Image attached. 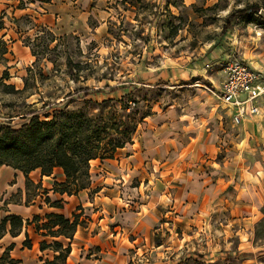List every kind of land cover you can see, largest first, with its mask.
Masks as SVG:
<instances>
[{"label":"rangeland","instance_id":"rangeland-1","mask_svg":"<svg viewBox=\"0 0 264 264\" xmlns=\"http://www.w3.org/2000/svg\"><path fill=\"white\" fill-rule=\"evenodd\" d=\"M19 1L11 3L33 4L40 15L51 0ZM71 8L81 14L75 24L69 18L53 24L52 17L49 24L35 23L7 9L0 22V53L6 48L0 56V79L6 76L0 80V124L18 129L33 111L46 122L57 106H65L63 113L98 115L110 135L100 155L110 138L122 139L124 146L136 140L147 129L146 119L175 99L207 92L212 84L195 78V65L221 77L231 58L242 60V49L264 50V0H79ZM183 72L190 77L180 80ZM86 90L90 95L84 99ZM214 103L220 105L215 98ZM242 158V168L236 163L208 168L206 173L227 187L215 208L195 219V228L183 230L163 220L150 241L134 246L129 260L117 264H235L244 233L255 252L264 254V152ZM254 158L263 165L259 174L251 171ZM93 254L97 264H115L101 261L93 248L86 258Z\"/></svg>","mask_w":264,"mask_h":264},{"label":"crops","instance_id":"crops-1","mask_svg":"<svg viewBox=\"0 0 264 264\" xmlns=\"http://www.w3.org/2000/svg\"><path fill=\"white\" fill-rule=\"evenodd\" d=\"M11 1L0 0L1 22L5 21L9 8L23 12L20 19L32 18L35 23L49 24L52 17L53 24L60 18H69L75 24L81 18L80 11L71 8L79 0H51L45 4L47 11L40 15V8L33 4L13 6ZM28 6L34 8L30 11ZM7 32L8 29L4 34ZM242 61L264 76V50L254 53L242 49ZM193 69L195 78H207L212 87L202 94L196 92L175 99L163 112L148 117L146 131L118 149L113 159L91 161L89 189L75 196L60 195L53 192L55 184L64 182L60 169L50 176H41L38 169L25 176L11 167L1 166L0 224L5 218L16 216L22 227L12 236L6 223L5 231L0 234V257L6 252L12 264H45L58 254L51 246L59 243L62 248L70 247L65 264L99 263L95 254L86 258L92 248L99 251L101 261L117 264L129 260L128 252L134 246L150 241L154 229L164 224L163 220H171L172 225L183 230L195 228V219L213 210L227 187L224 180H213L214 173H206L208 168L209 171L214 166L223 169L232 163L242 168L246 163L243 153L252 157L257 149L264 152V98L255 102L259 106L258 115L233 125L234 110L215 104V97L209 94L218 90L224 74L221 77L220 73L207 74L197 65ZM188 77L189 72L179 76L180 80ZM262 166L260 159L254 158L252 173L259 174ZM46 198L61 208L46 203ZM51 214L69 221L78 215L79 224L71 240L51 237L42 229ZM244 235L243 251L235 264H264V254L255 252L250 234ZM26 239L28 246L24 245Z\"/></svg>","mask_w":264,"mask_h":264},{"label":"trees","instance_id":"trees-1","mask_svg":"<svg viewBox=\"0 0 264 264\" xmlns=\"http://www.w3.org/2000/svg\"><path fill=\"white\" fill-rule=\"evenodd\" d=\"M240 14L244 12L241 11ZM5 53L4 47L0 56ZM2 79H6V76L1 77L0 80ZM4 87L14 90L11 85H4ZM89 95L90 92L86 90L83 98ZM107 102L110 100L102 103ZM63 108L60 110L58 106L54 107L53 117L46 122H40L36 116L37 112L33 111L28 114L29 122L18 129L0 124V167H11L25 176L37 169L40 170L41 176H50L55 169H60L64 182L55 184L53 192L75 196L90 187V162L113 159L117 150L124 147V141L120 138L108 139L106 145L109 148L105 151V155H100L101 143L110 136L109 133L104 134L107 132L105 121L98 115L85 117L81 113H63ZM123 110H127L126 105ZM130 134L131 131L124 134L126 140H130ZM45 202L53 207L61 208L57 202L50 203L48 198ZM7 222L10 226L9 233L15 236L22 227V221L16 216L5 218L0 224V234L5 231ZM78 224V215H73V220L69 221L61 215L51 214L47 216V222L42 225V229L47 230L51 237L71 240ZM28 244L26 239L24 245L28 246ZM51 247L58 254L52 261H46L45 264H65L70 247L62 248L59 243H54ZM0 263L12 264V261L7 259L6 252L0 257Z\"/></svg>","mask_w":264,"mask_h":264},{"label":"built area","instance_id":"built-area-1","mask_svg":"<svg viewBox=\"0 0 264 264\" xmlns=\"http://www.w3.org/2000/svg\"><path fill=\"white\" fill-rule=\"evenodd\" d=\"M224 79L216 92L211 94L227 108L234 110L233 125H239L245 118L259 114L258 98H264V85L259 74L237 58L222 66Z\"/></svg>","mask_w":264,"mask_h":264}]
</instances>
